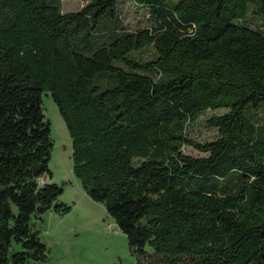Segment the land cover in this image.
<instances>
[{"label": "trees", "instance_id": "16d2710c", "mask_svg": "<svg viewBox=\"0 0 264 264\" xmlns=\"http://www.w3.org/2000/svg\"><path fill=\"white\" fill-rule=\"evenodd\" d=\"M43 96L137 264H264V0H0V264L72 208Z\"/></svg>", "mask_w": 264, "mask_h": 264}, {"label": "rangeland", "instance_id": "374dc122", "mask_svg": "<svg viewBox=\"0 0 264 264\" xmlns=\"http://www.w3.org/2000/svg\"><path fill=\"white\" fill-rule=\"evenodd\" d=\"M64 12L76 11L90 0H61ZM128 20L139 19L128 9ZM43 113L50 122L53 151L49 169L52 182L66 183L60 202L71 205L64 217L51 212L43 216L38 225L39 239L46 247L47 260L37 264H137L129 254L128 241L104 207L91 201L81 189L72 173V142L58 110L49 96H43ZM193 140L202 143L211 140L213 130L203 124L190 133ZM184 153L193 157L203 154L193 147H185Z\"/></svg>", "mask_w": 264, "mask_h": 264}, {"label": "crops", "instance_id": "0c3cea01", "mask_svg": "<svg viewBox=\"0 0 264 264\" xmlns=\"http://www.w3.org/2000/svg\"><path fill=\"white\" fill-rule=\"evenodd\" d=\"M52 178H53V174H52Z\"/></svg>", "mask_w": 264, "mask_h": 264}]
</instances>
